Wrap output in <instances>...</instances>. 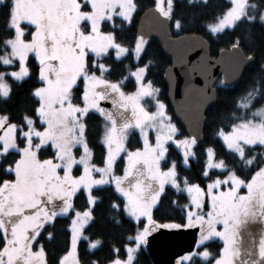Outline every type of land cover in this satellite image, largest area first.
<instances>
[{
    "label": "snow or ice",
    "instance_id": "obj_1",
    "mask_svg": "<svg viewBox=\"0 0 264 264\" xmlns=\"http://www.w3.org/2000/svg\"><path fill=\"white\" fill-rule=\"evenodd\" d=\"M193 2L188 0L190 4ZM154 6L163 18H171L173 0H166V7L165 0H154ZM251 7L255 5L249 0H226L210 31L217 33L226 25L234 28L242 21L252 23L256 17L249 11ZM0 8L5 31L0 36L3 52L0 65L18 67L0 71V97L8 98L11 93L5 77L21 80L29 75L26 66L29 53H34L37 79L42 84L31 93L36 103L30 115L21 114L17 121L10 112L0 109V264H50L46 244L41 241L52 239L49 228L63 214L69 217L67 254L55 264H101L100 259L86 261L81 255L82 243L88 252L101 241L87 243L90 237L84 234L85 225L92 219V213L77 211L74 198L86 192V203L95 204L92 192L103 185H114V193L124 197L112 203L111 208L138 222L133 225L136 248L127 247L126 258L121 257L119 249H113L103 264H135L140 245L147 243L153 232L164 229L199 232L198 237L194 235L196 249L190 248L175 264H195L194 258L214 264H237L241 227L257 219L264 224V119L249 118L251 99H237L235 106L248 112L239 115L229 112L216 133L236 160L247 162L252 169L250 174L243 176L235 166L217 160L214 148L208 147L207 164L199 182L181 180L176 163L168 159L167 147L179 130L166 115L165 104L158 96L160 89L147 79L150 63L113 82L108 78L111 67L101 62L112 51L117 59L130 51L116 42V26L110 25L113 30L104 31V25L115 17L122 18V22L130 21L138 10L137 0H0ZM259 19L264 22V10ZM175 27L180 28L179 20ZM194 50L187 49L185 53L190 78L193 81L199 77L202 83H193L194 86L210 93L212 89L206 85L209 81L216 82L213 75L216 62L202 61L201 57L187 61L188 53ZM238 50L236 40L232 51ZM141 51L142 43L137 41L134 55L138 58ZM175 67L183 69L185 63L176 62ZM130 79L134 90L125 92ZM219 84L223 86L225 81L220 80ZM145 101L155 111H149ZM102 102H110L111 109L130 108L131 116L123 118L121 114L118 121L117 113ZM90 112L102 118L106 155L98 162L87 139L86 121ZM182 144L186 163L194 155L192 149L197 141L185 138ZM257 145L262 150L252 154ZM257 155L262 157L259 163ZM121 162L122 176L117 174ZM138 165H143L144 171ZM133 169L137 179L125 187ZM210 169L220 171L212 174ZM167 184L184 195L186 203L172 202L176 215H156ZM242 186L247 189L246 195L240 192ZM218 224L222 229L217 228ZM214 237L223 242L215 257L206 247V242ZM258 247L259 257L264 258V236ZM34 248L37 250L33 251Z\"/></svg>",
    "mask_w": 264,
    "mask_h": 264
},
{
    "label": "trees",
    "instance_id": "obj_2",
    "mask_svg": "<svg viewBox=\"0 0 264 264\" xmlns=\"http://www.w3.org/2000/svg\"><path fill=\"white\" fill-rule=\"evenodd\" d=\"M226 0H207V3L194 1L188 3V0H173V11L169 19V32L171 36H179L183 34H199L204 37L209 44V54L211 57H216L222 49L232 47L234 41L238 40L239 47L246 56H251L254 59L253 64L248 67L240 77L239 81L232 86H220L219 81L215 84L216 102L204 114L203 125V140L200 145H195L192 149L194 155L188 158L187 164H182L181 152L172 144H168V159L174 161L177 165V172L183 180L188 178L192 182L198 183V177L205 170L207 147H212L216 153V159H223L225 163L231 167L235 166L236 171L243 176H248L252 169H249L246 161H238L229 150L226 149L222 141L217 137V130L220 124L228 118L231 111H235L237 115L242 110L235 106V102L239 98H250L251 109L254 110L259 106H264V22H261L257 16L264 9V0H249V3H254L255 7H251L249 11L256 19L249 23L242 21L234 28H226L219 33H211L207 29L209 23L215 22L221 16V10L225 6ZM138 10L133 13L132 19L125 23L121 19H115L112 25L116 26L115 35L116 41L121 45L133 47L137 39L135 26L140 15L147 9L154 6V0H137ZM3 9L0 8V36L5 35ZM180 21V28L175 27V22ZM107 25V24H106ZM108 28V26H107ZM104 25V30L107 29ZM113 28L109 27L108 31ZM235 46V45H234ZM0 54H3L0 51ZM138 60V63H137ZM134 61L132 52L129 51L122 57L116 59L108 55L101 62L105 67H111V72L108 73V78L115 82L123 80L128 75L129 71L136 67L144 66L150 63L147 69V79L152 81L154 88L160 89L159 99L165 103L166 110L170 115V120L174 121L170 108L166 102V88L163 83V75L165 69L169 66L170 61L163 56L157 44L151 40H146L140 56ZM29 75L21 81H13L9 77L11 93L8 98L0 97V109L6 110L13 115L15 120H19L21 114H29L31 107L36 103V98L31 95L35 87L41 83L38 82V68L36 61L32 55L28 59ZM6 68L0 65V71ZM133 81H128V87L125 92L133 91ZM149 104L148 101H146ZM149 110L152 107H148ZM87 123V139L90 149L94 152L95 160L98 162L105 156V147L101 140L102 118L94 112H90ZM179 130V135L176 137H184L182 129L176 124ZM135 139V138H134ZM261 147L257 145L254 148V153L258 154ZM123 155H121L122 157ZM118 157V161L121 159ZM256 161H262V157L257 155ZM99 165V164H98ZM123 162H121L120 170L122 172ZM212 174H217L216 171H211ZM92 195L96 198L97 203L91 207L92 219L85 225L87 231L84 233L90 237V240H100L101 244L97 248L85 252V243L80 245V252L83 258L87 260L100 259L101 264L106 261L111 255L113 249H119L121 257L124 256L126 246L132 244L130 237L134 234L133 222L129 219L126 213L121 214L119 210L112 209L111 204L118 202V199H124L119 193H114V188L111 185L97 187L93 190ZM86 192L78 194L74 198L76 210H84L88 207L86 203ZM178 200L180 205L186 203L184 195H180L177 191L165 186V193L159 200V206L155 211L156 215L169 214L176 215L177 211L173 207L172 202ZM160 221L157 220V223ZM169 222V221H165ZM68 217L59 216L55 221V226L50 227L49 231L53 233V237L49 241H41L46 244L45 252L46 259L50 264H55L58 258H61L65 253L66 232L70 234L68 229ZM47 233H45V236ZM88 243V242H87ZM206 247L215 257L222 244L218 239L206 242ZM2 249V244H0ZM218 258V256L216 257ZM211 259V258H210ZM195 264H214V261H204L199 258H194ZM135 264H152L143 246L135 253Z\"/></svg>",
    "mask_w": 264,
    "mask_h": 264
},
{
    "label": "water",
    "instance_id": "obj_3",
    "mask_svg": "<svg viewBox=\"0 0 264 264\" xmlns=\"http://www.w3.org/2000/svg\"><path fill=\"white\" fill-rule=\"evenodd\" d=\"M169 21L163 18L153 6L140 15L135 32L137 36L155 42L163 56L169 59L170 64L163 75L167 106L183 133L188 138L196 139V145H200L203 140L204 114L216 102V82L220 78L225 81L224 86L236 84L243 72L253 64L254 59L246 56L240 47L237 52H233L232 47L222 49L216 57H211L209 44L204 37L199 34H183L173 37L169 32ZM187 49H195L188 53L187 61L201 57L202 61L207 59L216 62L213 68L216 82L213 84L209 81L206 85L212 89L210 93L194 86V84L200 85L202 81L199 77L193 81L190 78L185 60ZM176 62L185 63V67L183 69L175 67ZM194 235L199 236L198 230H156L148 237L144 250L152 264H175L182 255L187 254L190 248L195 250ZM260 264H264V261Z\"/></svg>",
    "mask_w": 264,
    "mask_h": 264
},
{
    "label": "rangeland",
    "instance_id": "obj_4",
    "mask_svg": "<svg viewBox=\"0 0 264 264\" xmlns=\"http://www.w3.org/2000/svg\"><path fill=\"white\" fill-rule=\"evenodd\" d=\"M194 1H201V0H194ZM165 7H166V0H165ZM264 10V9H263ZM260 15V14H259ZM259 15L257 16V18L259 19ZM220 18V17H219ZM218 18V19H219ZM115 19H121L122 20V18H120V17H115L114 18V20ZM218 19L215 21V22H213V23H209L208 25H207V29H208V31H210V27L212 26V25H214L215 23H217V21H218ZM113 20V21H114ZM260 20V19H259ZM113 21H110V22H107L106 24H105V27L107 28V26H108V28L109 27H111L110 25H112L113 24ZM261 21V20H260ZM129 21H125V23H128ZM262 22V21H261ZM108 28L106 29V30H104V31H108ZM226 28H232V27H230V26H224V28L223 29H226ZM223 29H221V31L223 30ZM211 32V31H210ZM220 32V31H219ZM219 32H217V33H219ZM212 33V32H211ZM214 34V33H213ZM137 41H140L141 43H142V49H143V47H144V45H145V42H146V39H144V38H142V37H137V39H136V41H135V43H134V46L133 47H127V46H124V45H122V46H124V47H126V48H129L130 49V51L132 52V55H133V58H134V61H136L138 58L134 55V49H135V46H136V43H137ZM117 42V41H116ZM126 54V53H125ZM125 54H123V55H125ZM30 55H32L33 57H34V53H29V56ZM122 55V56H123ZM121 56V57H122ZM113 57H115V54H114V51H113ZM117 59V58H116ZM26 66L28 67V61H27V64H26ZM5 68H6V70H4V71H13V70H18V67L17 68H15V69H13V68H11V67H6V66H4ZM135 70V69H134ZM134 70H132V71H134ZM26 77H24L23 79H25ZM11 79V78H10ZM23 79H21V80H23ZM5 80H6V82L10 85V83H9V80L7 79V77H5ZM11 80H13V79H11ZM21 80H13V81H21ZM40 86H42V84H40L38 87H40ZM145 104H146V106L147 107H150L149 105H150V102H149V104H147L146 103V101L144 102ZM165 104V103H164ZM149 110V109H148ZM128 111H129V115L131 116V109L129 108L128 109ZM149 111H155V108L154 107H152V109L151 110H149ZM165 111H166V115H167V117H168V119H170L171 117H170V115L168 114V112H167V110H166V105H165ZM249 118L250 119H255V120H259V119H264V106H259V107H257V108H255L254 110H251V112L249 113ZM171 121V123L173 124V125H175L176 126V123H175V121H173L172 119L170 120ZM177 128V127H176ZM164 131L166 132L167 131V129H164ZM218 137V136H217ZM185 138H188V137H186V136H184V137H176V135L175 136H173V140L172 141H169L168 142V144H172V145H174L180 152H181V155H182V164H187V162H188V160H187V162L185 163L184 162V147H183V144H182V141L185 139ZM219 138V137H218ZM188 139H192V138H188ZM220 139V138H219ZM101 140H102V137H101ZM221 141H222V139H220ZM222 143L224 144V142L222 141ZM225 147H226V145H224ZM78 148H79V146H77ZM104 147H105V151H106V146L104 145ZM167 147H168V145H167ZM208 148V147H207ZM206 148V149H207ZM14 151V150H13ZM106 155V154H105ZM121 155H123V153H121ZM218 160V159H217ZM207 164V157H206V163H205V165ZM99 166V165H98ZM76 166H74V168H75ZM137 168H139V169H141V171H144L143 170V165H138L137 166ZM210 172L211 171H216V172H219L220 170H216V169H210L209 170ZM133 175L132 176H130V177H128L127 178V180L125 181V187H127L128 186V184H129V182H131V183H135V180L137 179V176H138V174H137V172H136V169H133ZM117 174L118 175H123V171L121 172V173H118L117 172ZM139 178H141V179H143L144 177L143 176H140ZM103 186H106V185H103ZM111 186H113V188H114V185H111ZM166 186H170V187H172L170 184H167ZM97 187H101V186H96V188ZM240 192H241V194L242 195H246L247 194V189H246V187H243L242 186V188L240 189ZM122 195V194H121ZM124 198V197H123ZM92 205L93 204H88V207L86 208V209H84V210H91V207H92ZM126 215H127V213H126ZM60 216H65V217H68L67 216V214H63V215H60ZM127 217L129 218V219H131L133 222H135V223H138L137 221H135L134 220V218H131V217H129L128 215H127ZM68 220H69V217H68ZM256 221H249L246 225H244V226H242L241 227V229H240V235L237 237V247L239 248V250H240V255H239V257H238V259H237V264H241V262H242V264H259V262H262L263 260H259V259H262V258H260L259 257V255H258V253H259V247H258V245H259V240L261 239V237L262 236H264V229H262V228H260V227H258L256 224ZM217 228L218 229H222V225H217ZM69 229V228H68ZM69 232H70V229H69ZM252 232H254L255 234H256V237H257V245H256V251H257V254L254 252V250H253V248L252 247H250V246H248V241H247V236H249L250 235V233H252ZM135 235H136V231L134 232V234L130 237V239L132 240V244H128L127 246H126V248L127 247H133V248H136V244L134 243V238H135ZM213 239H218L220 242H221V244H222V247H223V242L219 239V238H217V237H214ZM91 241H94V240H89L88 241V243H90ZM141 245H143V244H141ZM140 245V246H141ZM140 248V247H139ZM138 248V249H139ZM137 249V250H138ZM35 250H37V249H33V251H35ZM92 250V249H91ZM67 254V252L64 254V255H66ZM63 255V256H64ZM62 256V257H63ZM70 260H71V258H70Z\"/></svg>",
    "mask_w": 264,
    "mask_h": 264
},
{
    "label": "flooded vegetation",
    "instance_id": "obj_5",
    "mask_svg": "<svg viewBox=\"0 0 264 264\" xmlns=\"http://www.w3.org/2000/svg\"><path fill=\"white\" fill-rule=\"evenodd\" d=\"M107 108H109L110 110H112L113 112H116L117 115H116V119L119 121L122 119V115H123V118H127V117H130L129 115V111L128 109L127 110H123V109H111V104L110 102H102ZM122 114V115H121ZM258 227L264 229V224H261L260 221L257 219L256 220V223H255ZM247 241H248V246L252 247L254 252L257 254V249H256V245H257V237H256V234L254 232L250 233L249 236H247ZM264 259V258H262ZM262 259H259V260H262ZM264 261V260H263Z\"/></svg>",
    "mask_w": 264,
    "mask_h": 264
}]
</instances>
